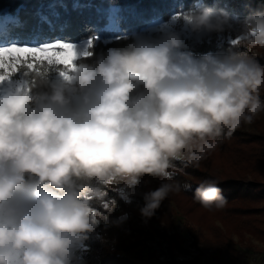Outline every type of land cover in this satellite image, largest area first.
<instances>
[{
  "label": "clouds",
  "instance_id": "obj_1",
  "mask_svg": "<svg viewBox=\"0 0 264 264\" xmlns=\"http://www.w3.org/2000/svg\"><path fill=\"white\" fill-rule=\"evenodd\" d=\"M224 9L195 0L158 29L133 32L123 47L81 56L62 69L24 71L0 82V264H81L87 241L113 211L106 188L151 218L169 195L174 162L195 165L218 141L264 113V65L245 53L196 54L185 41L235 29ZM248 45L264 48V12L239 22ZM206 209L224 207L215 181L194 190ZM116 207V206H115ZM124 218L115 221L120 223Z\"/></svg>",
  "mask_w": 264,
  "mask_h": 264
},
{
  "label": "trees",
  "instance_id": "obj_2",
  "mask_svg": "<svg viewBox=\"0 0 264 264\" xmlns=\"http://www.w3.org/2000/svg\"><path fill=\"white\" fill-rule=\"evenodd\" d=\"M194 3L195 0H0V25H5L0 32V47L38 45L57 40L70 43L91 40L92 46H87V51L94 57L108 48L125 46L133 32L146 31L153 21H168L174 14L182 17ZM203 3L224 9L235 22L255 12H264V0H203ZM186 43L198 55L231 49L264 65V49L260 54H254L245 38L234 42L204 39ZM36 66L37 70H63V66H49L46 62H36ZM26 70L22 65L19 71L23 75ZM261 98L264 99V93ZM172 171L170 182L188 184L190 190L182 188L171 193L151 218L142 217L139 209L144 203L143 194L158 187L162 182L159 178L145 183L139 197H131V203H126L116 192L111 195L131 218V230L113 225L108 230L103 225L99 230L97 228L99 232L95 236L104 241L88 242L97 264H151L155 253L144 245L142 239L155 234V224L173 226L172 205L188 219L204 226L210 224H205L204 216L214 213L229 227L224 235L219 230L214 231V239H203L199 234L195 236L197 243L205 251L210 250L209 255L219 264H238L240 260V251L230 239L231 231L240 233L248 228L259 236L264 234V113L251 124L242 125L231 136L222 137L217 147L197 164L175 161ZM206 179L215 181L221 189L226 201L224 207L210 210L194 200L195 188ZM139 217L148 229L137 226ZM106 230V236L110 238L105 237ZM157 234L168 239L170 247H178L174 236L166 232ZM126 237L134 238V242L122 240Z\"/></svg>",
  "mask_w": 264,
  "mask_h": 264
},
{
  "label": "rangeland",
  "instance_id": "obj_3",
  "mask_svg": "<svg viewBox=\"0 0 264 264\" xmlns=\"http://www.w3.org/2000/svg\"><path fill=\"white\" fill-rule=\"evenodd\" d=\"M245 19V18H244ZM244 19L238 20V22L235 23V29L233 31H226L223 34L216 35L213 34L210 37L206 38H200V39H194L189 34L185 35V41L186 42H201L204 39L207 40H225V41H236L238 39H244V35L240 30V21H243ZM173 22L174 26L179 29L182 21V17H179L178 15L174 14L170 20L168 21H153L150 26L146 29H158L161 26L167 27L168 22ZM4 23L0 25V32H2V29L4 27ZM56 42V41H55ZM54 43V42H50ZM43 44L38 45H23V46H30V47H36V46H43ZM77 48L78 51L84 52L87 51V46L89 44V40H81L73 42ZM12 45V44H11ZM11 45H5L1 47L11 46ZM19 46V45H18ZM250 50L254 54H260L261 51H263L264 48H258L248 46ZM31 62V61H30ZM22 76V73L20 71L16 72L11 76L10 79L6 80L4 83L6 84H13L18 82V78ZM4 87L3 85H0V91H3ZM260 115H258L256 118H259ZM148 180L147 183H151L154 178L148 177L145 178V180ZM144 181L142 180L141 184L134 190V193L131 197H139L140 192L144 189ZM106 191L108 192V196L106 197V202L115 200L114 197L111 195L114 194V192L118 193V186H112L106 188ZM112 191V192H110ZM116 202V201H115ZM172 205V204H171ZM116 206V207H115ZM262 205H260L261 207ZM111 207H113V211L109 213L106 209L103 207H100V211L104 213L105 216L108 217L107 222H102L98 226L101 225L106 226L107 230L110 229V225L122 228H127L126 230H131V218L125 214V210H121L117 203L111 204ZM172 217H173V226L171 227H165L163 224L158 225L155 224L154 228L156 230L155 234L153 236H147L145 239H142V242L144 245L150 250L154 251V255L151 259V264H219L218 260L216 258H213L209 255L210 250L205 251L199 243H197V240L195 238L196 234H199L201 238L208 239L213 238L214 239V231L219 230L223 235L228 232L229 227L224 224L220 218L217 215H214V213H207L204 216L205 224H209L207 226L202 225L201 223H197L193 220L188 219L183 213L179 212L178 209L172 205ZM124 218L120 223H115V221L120 220V218ZM138 220L136 222L137 226L143 229H148L147 224L141 221L140 217L137 218ZM232 224V223H231ZM231 224L229 225L231 227ZM261 226V225H260ZM263 227V226H261ZM96 230L95 233H98L99 231ZM107 230L104 232L105 237L108 233ZM166 232L167 235H172L176 239V243L178 247L172 248L170 247L169 240L165 237L158 236L157 233ZM230 239L232 243L235 244L236 249L240 251V260L238 264H249L251 257L259 254L264 253V234L257 235L251 231H248V228H244L239 232H233L229 233ZM110 238V237H107ZM111 240V239H109ZM122 240H128L130 242H134V238L132 237H126L125 239L122 238ZM89 241H104L102 238L96 237L95 234L91 235L90 238L85 241L86 248L81 252V257L84 255H88L87 258L81 260V264H95L98 263L97 260L92 256L94 252L91 251ZM144 247V248H146ZM244 252V253H243ZM250 258V259H249ZM203 262V263H202Z\"/></svg>",
  "mask_w": 264,
  "mask_h": 264
},
{
  "label": "snow or ice",
  "instance_id": "obj_4",
  "mask_svg": "<svg viewBox=\"0 0 264 264\" xmlns=\"http://www.w3.org/2000/svg\"><path fill=\"white\" fill-rule=\"evenodd\" d=\"M91 46L92 41L90 40L88 47ZM92 54L90 51L80 52L74 44L60 40L36 47L18 46L17 44L0 47V82L10 79L22 65L30 71H37L36 62L40 64L46 62L49 66H63L60 74L69 78L70 72L75 70L76 61L82 55L89 57Z\"/></svg>",
  "mask_w": 264,
  "mask_h": 264
},
{
  "label": "built area",
  "instance_id": "obj_5",
  "mask_svg": "<svg viewBox=\"0 0 264 264\" xmlns=\"http://www.w3.org/2000/svg\"><path fill=\"white\" fill-rule=\"evenodd\" d=\"M205 264H207V263H205ZM249 264H264V253H259L255 256L251 257Z\"/></svg>",
  "mask_w": 264,
  "mask_h": 264
}]
</instances>
